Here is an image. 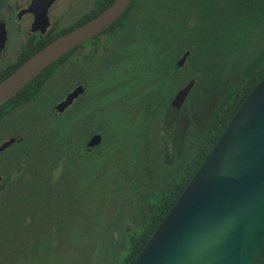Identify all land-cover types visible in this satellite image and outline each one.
Wrapping results in <instances>:
<instances>
[{
  "label": "flooded vegetation",
  "instance_id": "obj_1",
  "mask_svg": "<svg viewBox=\"0 0 264 264\" xmlns=\"http://www.w3.org/2000/svg\"><path fill=\"white\" fill-rule=\"evenodd\" d=\"M31 1L27 0L22 4L20 0H15L13 7L10 4L5 5L6 14L9 12L14 14L12 22L16 25L12 22L7 23L9 26L6 25L5 18L0 21L6 30L3 41H0L1 56L4 58L8 54L6 49L10 33L15 36L22 34L26 36V40L21 43L18 50L11 51L12 57L4 65H0V70L13 65L23 57L26 53L25 45L28 43L34 46L45 38L47 39L52 34V28L55 30L54 33L57 30H69L96 16L113 0H55L47 9L49 25L44 33L32 32L34 14L22 12L28 8ZM144 2L145 0H131L124 13L108 28L81 43L80 47H77L79 45L74 47V50L72 49L73 51L66 57V74H61L60 71L56 73L36 98L21 106L11 115L14 116V120L9 127L0 132V146L9 140L12 141L0 149V154H5L13 145L23 143V146L13 155L0 156V168L2 169L0 170V197L2 200L3 194L10 195L9 190L11 191L12 185H22L23 179L30 176L36 179L44 177L42 179L45 180L46 186H43L41 182L35 187L34 194L47 193L46 188L50 192H56L58 179L60 177L67 179V174L58 171L69 166L71 168L81 166L79 162L72 165V161L77 160L75 156L85 159L95 151L99 155L100 152L98 153L96 148L104 142L103 124L106 120V115L103 114L104 107L114 108L112 118L116 122L165 124L166 133L169 129L172 133L177 130L174 137L176 145H174L175 153L173 154L178 155L183 130L178 125L183 115L186 99L181 104L175 118L170 116L168 110L178 92L191 80L194 82L190 91L193 90L197 80L194 78L185 80V76L198 69L190 67L192 51L190 46L170 51L169 41L173 37V32H171L173 29L170 27L172 16L168 11V5L162 7L153 5V0L149 5H145ZM177 7V16L184 18V5L180 4ZM193 10L192 13L187 14V22L191 25L196 24L198 29L202 28V37H207L208 30L209 39L213 38V18L210 17L207 20L199 9L193 8ZM19 12H22L20 16ZM185 54L187 55L184 61L177 66V62ZM213 58L214 55H210V59ZM135 59L136 61L143 60L138 63L136 71L121 68L123 62ZM109 78H116L115 80L124 82L126 86L131 82L137 86L132 88L133 91L131 87L119 90L115 95V100L110 103L108 97L105 96L104 86L106 79ZM74 92L76 95L71 98V101L61 112H57L56 106ZM61 118H65L70 131V147L65 150V156L58 159L57 156L52 157L55 153L53 149L49 151H45L44 148L33 149L32 146H37L38 143L31 145L29 141L49 137L46 134L49 135L53 129L52 125ZM79 132L83 134L84 139L82 146L75 150L72 149V134ZM94 135H99L100 141L90 147L88 144ZM44 151L52 157V165H42L41 154ZM27 152L31 154L34 165H31V160L24 155ZM81 160L79 158V161ZM21 189L23 193L29 190L25 185ZM7 262L9 261L6 260L4 264Z\"/></svg>",
  "mask_w": 264,
  "mask_h": 264
},
{
  "label": "trees",
  "instance_id": "obj_2",
  "mask_svg": "<svg viewBox=\"0 0 264 264\" xmlns=\"http://www.w3.org/2000/svg\"><path fill=\"white\" fill-rule=\"evenodd\" d=\"M152 4L160 7L168 5L169 7L168 11L170 16H172L170 23L173 24L170 25L173 29L171 31L173 32V37L169 41L170 51L172 49L178 50L179 47L186 48L190 46L192 48L190 67L198 69V71L193 70L190 75L185 76V80L194 78L197 81L185 100L183 116L188 121L181 132L182 137L180 139L187 138L188 140V136L193 137L195 135L198 139V144L195 145L192 154L185 161L182 170L167 185L166 190L159 194L153 203L149 204L143 216L141 228L130 236L127 252L118 264L135 263L154 229L178 199L212 147L219 140L229 120L249 92L264 76V0H153ZM180 4L185 7L184 18L177 16V6ZM193 8L199 9L207 20L210 17L213 18V38L209 39L208 30L207 37H202V28L198 29L196 24L191 25L187 22V14L189 12L192 13L194 11ZM67 30H57L54 33L55 30L52 28V34L47 39L45 38L34 46L29 43L25 45V55L13 65L0 70V80L15 70L46 43ZM255 31H258V33L255 34ZM256 38L259 39L258 45L250 46ZM73 50L52 62L18 92L2 102L0 104V121L11 116L21 106L36 98L56 73L60 71L62 74L66 57ZM247 53L248 56H246ZM212 54L214 58L210 59ZM113 115V111L112 115H106V120L103 124L104 141H115L120 137L122 149L125 151L134 150L135 154L144 142L146 145L143 146V149L145 151L148 150L151 133H154L156 128L162 134L163 140L174 138L175 134H177V130L172 133L171 129L166 133L165 124L156 126L146 123H128L127 121L116 122L112 118ZM191 125L194 126L193 131L190 129L192 128ZM78 127L80 128L81 126ZM187 127L189 128L188 130ZM52 128L49 135L46 134L49 137L33 139L29 143L34 145L37 142V146H32L36 150L39 148H44L45 151L53 149L55 153H53L52 157L57 156L59 159V157L65 156V150L70 147L69 126L66 120L61 118L60 121L52 125ZM83 139V134L80 132L78 134L73 133L72 149H79L82 146ZM32 147L30 148L31 150ZM164 149L165 153L167 154L168 152L169 154L166 146ZM182 150L183 146L180 147L178 156ZM45 151L41 154L42 165H52L53 159ZM168 154L166 159L169 158ZM24 155L31 160V165H34L31 154L27 152ZM47 171L49 172V170ZM34 180H36L34 176L23 179L22 185H12L11 191L9 190L10 195L3 196V201L2 197H0V223H6V226L10 224L9 229L11 231L9 236L5 235V239L0 235V264H4L6 260H13L17 264H21L17 249H13V244L17 241L15 231H18L21 222H25L27 219H34L35 214L39 212V204H33ZM63 180L64 178L60 177L56 182V193L64 198V202L61 206L56 202L55 206L57 208L61 207V210L65 208V211H62L64 215H58L56 211L60 210L57 209L55 215L57 219L64 216L63 227H66L68 233L74 234L75 227L72 223L79 220L80 213L72 210L70 204L66 202L68 191L62 190L63 184L61 181ZM24 185L29 189L27 193H23L21 189ZM21 193L24 195H21ZM23 198L28 203L27 205L16 201L17 199L23 200ZM41 210L44 212L43 209ZM255 264H264V244L257 255Z\"/></svg>",
  "mask_w": 264,
  "mask_h": 264
},
{
  "label": "water",
  "instance_id": "obj_3",
  "mask_svg": "<svg viewBox=\"0 0 264 264\" xmlns=\"http://www.w3.org/2000/svg\"><path fill=\"white\" fill-rule=\"evenodd\" d=\"M54 1L32 0L22 11L34 14L32 32H45L49 25L47 9ZM130 1L113 0L96 16L56 36L34 52L0 80V104L52 62L108 28L124 13ZM5 35L4 24L0 23V41ZM193 82L180 90L170 103L168 113L173 118ZM75 93L69 94L55 110L61 112ZM11 141L2 144L0 149ZM99 141L100 136L94 135L88 145L92 147ZM263 244L264 76L229 120L134 264H255Z\"/></svg>",
  "mask_w": 264,
  "mask_h": 264
},
{
  "label": "rangeland",
  "instance_id": "obj_4",
  "mask_svg": "<svg viewBox=\"0 0 264 264\" xmlns=\"http://www.w3.org/2000/svg\"><path fill=\"white\" fill-rule=\"evenodd\" d=\"M26 1L20 0L22 4ZM14 2L15 0H1L0 21L5 18L6 25L14 20V14L11 12L6 14L5 5L10 4L13 7ZM149 3L151 0L144 2L145 5ZM12 24L16 25L15 22ZM257 33L258 31H255V34ZM25 40L26 36L22 34L15 36L10 33L6 49L10 55L7 54L3 58L0 54L1 66L10 60L11 51L18 50ZM254 40L250 46L258 45L259 39ZM141 61L143 60L135 59L123 62L121 68L136 71ZM66 69H63L62 74H66ZM115 79H106L104 83L105 96L110 103L115 100L119 90L137 86L134 82L126 86L124 82ZM113 110V107H104V116L112 115ZM13 120L14 116L3 119L0 123V132L9 127ZM187 121L188 119L182 115L178 126L183 129ZM192 128L190 129L193 131ZM161 135L156 128V131L151 133L148 150L143 149L146 145L144 142L136 154L134 150L122 149L120 137L115 141L105 140L96 148L98 153L100 152L99 155L95 151L85 159L75 156L78 161L73 160L72 165L79 162L81 166H77L78 168L69 166L58 171L67 174V179L61 181L62 190L68 191L66 202L70 204L72 210L80 213L81 217L79 216V220L72 223L75 231L74 234H70L66 227H63L64 216L57 219L55 215L57 209L60 211H56V214L64 215L65 208L61 210V207L55 206L56 202L61 206L64 198L54 191L50 192L48 188H46L47 193L34 194L33 204H39V212L35 214L34 219L21 222L20 228L15 233L17 241L13 244V249H17L21 264H118L127 252L130 236L141 228L149 204L166 190L167 185L182 170L185 161L198 144L195 135L188 136V140L187 138L180 140L179 149L183 146V150L178 156L173 154L175 138L163 140ZM22 146L23 143L13 145L0 156L13 155ZM165 146L169 151L168 159H166ZM79 158L82 160L79 161ZM39 178L33 181L34 186H38L41 182L46 186L45 180L42 179L44 177ZM3 196L5 197L6 194ZM16 201L28 204L26 200ZM9 226L10 224L6 226V223H0V235L4 239L5 235L9 236L11 233ZM8 261L6 264L16 263L13 260Z\"/></svg>",
  "mask_w": 264,
  "mask_h": 264
}]
</instances>
